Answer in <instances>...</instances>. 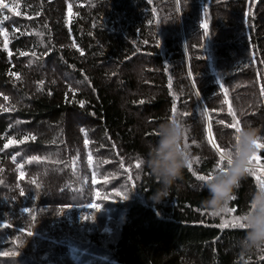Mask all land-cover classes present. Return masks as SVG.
Returning a JSON list of instances; mask_svg holds the SVG:
<instances>
[{"label": "trees", "instance_id": "obj_1", "mask_svg": "<svg viewBox=\"0 0 264 264\" xmlns=\"http://www.w3.org/2000/svg\"><path fill=\"white\" fill-rule=\"evenodd\" d=\"M3 2L0 264H264L224 219L249 207L264 148L230 213L207 212L198 179L235 127L264 131V0ZM176 116L193 160L156 203L139 162Z\"/></svg>", "mask_w": 264, "mask_h": 264}, {"label": "clouds", "instance_id": "obj_2", "mask_svg": "<svg viewBox=\"0 0 264 264\" xmlns=\"http://www.w3.org/2000/svg\"><path fill=\"white\" fill-rule=\"evenodd\" d=\"M157 135L158 140L148 146L147 155L141 161L160 183L150 197L159 203L182 177L193 156L189 144L185 142L188 127L179 116L161 122ZM262 141L264 131L251 123L236 132L231 148L223 154V165L212 174V178L202 181L201 190H206L208 196L201 203L210 215L230 213L236 190L253 170L252 157L257 152V143ZM235 222L243 223L246 229L238 241L240 254L251 256L264 253V185H259L251 193L249 207L241 215V220Z\"/></svg>", "mask_w": 264, "mask_h": 264}, {"label": "snow or ice", "instance_id": "obj_3", "mask_svg": "<svg viewBox=\"0 0 264 264\" xmlns=\"http://www.w3.org/2000/svg\"><path fill=\"white\" fill-rule=\"evenodd\" d=\"M0 8H9V5L8 4H5L4 2H3V0H0ZM12 10H14V9H12ZM203 27L205 28V29H207V24H205V25H203ZM0 31H2V29H0ZM5 47H7V44H5ZM22 55H23V53H21ZM235 127V126H234ZM239 127H235V131L236 132H238L239 131ZM257 148L258 149H260V148H264V144H262V143H257ZM223 154L224 153H222L221 154V156H220V163H221V165L224 163V160H223ZM31 159L32 160H38L39 159V157H37V156H33V157H31ZM259 158L258 157H256L255 155L252 157V162H253V160H258ZM139 163H142V161H140ZM189 168H191V164H189V166H188ZM220 168V167H219ZM219 168H218V170H219ZM252 172V171H251ZM250 172V173H251ZM21 175H23V173H21ZM210 178H212V175L211 174H209V175H201V176H198V179L200 180V181H204V180H207V179H210ZM259 185H264V180H260L259 181ZM235 199V197L233 198V200ZM86 206H88V207H93V208H96V207H99L98 205H86ZM231 211H234V209H230V212ZM24 212L25 213H28V212H30V210L29 209H24ZM241 220V215H239V216H235V217H233V226H237V227H239V228H241V229H245V226L243 225V223H236L235 221H240ZM28 235H31V233H28ZM5 255H7V253H5Z\"/></svg>", "mask_w": 264, "mask_h": 264}, {"label": "rangeland", "instance_id": "obj_4", "mask_svg": "<svg viewBox=\"0 0 264 264\" xmlns=\"http://www.w3.org/2000/svg\"><path fill=\"white\" fill-rule=\"evenodd\" d=\"M228 218L231 219V218H233V216L232 215L224 216L225 220H227Z\"/></svg>", "mask_w": 264, "mask_h": 264}]
</instances>
